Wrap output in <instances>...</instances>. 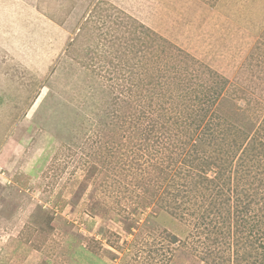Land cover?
Instances as JSON below:
<instances>
[{
    "label": "rangeland",
    "instance_id": "1",
    "mask_svg": "<svg viewBox=\"0 0 264 264\" xmlns=\"http://www.w3.org/2000/svg\"><path fill=\"white\" fill-rule=\"evenodd\" d=\"M0 264H264V0H0Z\"/></svg>",
    "mask_w": 264,
    "mask_h": 264
},
{
    "label": "trees",
    "instance_id": "2",
    "mask_svg": "<svg viewBox=\"0 0 264 264\" xmlns=\"http://www.w3.org/2000/svg\"><path fill=\"white\" fill-rule=\"evenodd\" d=\"M223 85H224V82H221V83H219L218 84V87L222 90V88H223ZM179 86H181V85H179ZM203 87H204V85H203ZM211 89V91L210 92H212V91H215L216 93H220V92H218L219 90H217V88L216 87H212V88H210ZM213 89V90H212ZM210 92H208V93H206V94H203V96L206 98V101H207V103H209V104H211V103H213L214 102V100L212 99V98H214V95L213 94H210ZM205 100V99H204ZM185 103H183L181 106H184L185 107V111H186V113H187V111H188V108H186V104L184 105ZM206 113V112H205ZM184 115V114H183ZM181 116V115H180ZM182 117V116H181ZM186 122H188V121H186ZM193 123L194 122H196V121H192ZM185 124V123H184ZM202 161H204V164H203V168L205 169V166H206V164H208L209 165V160H210V158H209V156L207 157V155H203L201 158H200ZM258 165L260 166V164L258 163ZM251 167V166H250ZM207 168V167H206ZM251 171V170H250ZM255 178H257V175H256V177ZM188 180L187 181H185V183H184V185H182V186H184V188L185 187H190L191 186V189H192V186H193V188H194V190L195 191H197L198 190V188L200 187L198 184H196V183H194V182H191V185H188ZM259 184L262 186L263 184H262V182H261V180H260V182H259ZM258 188H259V186H258ZM260 189V188H259ZM258 189V190H259ZM256 194H259V191H257L256 192Z\"/></svg>",
    "mask_w": 264,
    "mask_h": 264
}]
</instances>
